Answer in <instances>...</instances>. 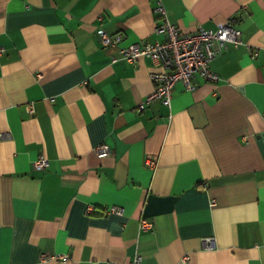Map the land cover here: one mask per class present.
<instances>
[{
  "label": "crops",
  "instance_id": "obj_1",
  "mask_svg": "<svg viewBox=\"0 0 264 264\" xmlns=\"http://www.w3.org/2000/svg\"><path fill=\"white\" fill-rule=\"evenodd\" d=\"M163 3L183 33L234 19L243 44L139 112L160 69L113 57L163 41L157 0H0V264H264V0Z\"/></svg>",
  "mask_w": 264,
  "mask_h": 264
},
{
  "label": "built area",
  "instance_id": "obj_2",
  "mask_svg": "<svg viewBox=\"0 0 264 264\" xmlns=\"http://www.w3.org/2000/svg\"><path fill=\"white\" fill-rule=\"evenodd\" d=\"M155 11L162 15L155 26V33L164 35L163 41L137 42L126 47H119L123 40L122 34L112 36L102 28L98 30V34L107 46L119 47L120 57L114 56L113 62L124 60L135 63L139 58L147 57L155 67L160 69L151 72L155 89L138 107L139 112L156 100L170 105L173 89L177 83H182L187 90L193 91L197 87V79L219 81L220 76L212 69V62L223 53L229 43L235 46L243 44L242 32L235 27L234 19L220 24L216 31L199 26L195 32L183 33L177 25L168 19L163 0H157ZM0 52L3 50L1 49ZM251 52L253 57L258 54L255 50ZM27 111L31 115L35 113L34 103L27 105ZM96 152L99 157L112 155L110 147L105 144L99 145ZM147 164L154 166L155 162L147 160ZM48 165L49 161L45 155H40L34 162L36 170H43ZM92 210V207L89 206L86 212L91 213ZM109 212L122 214V211L116 207H112ZM209 244L210 242H208ZM46 258L61 262L70 260L69 255L60 254L47 255ZM140 263L141 257L137 255L132 264Z\"/></svg>",
  "mask_w": 264,
  "mask_h": 264
}]
</instances>
